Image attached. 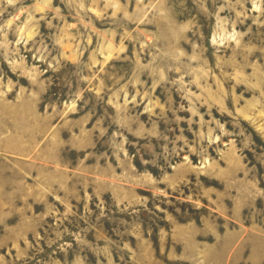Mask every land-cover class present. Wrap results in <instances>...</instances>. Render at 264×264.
Masks as SVG:
<instances>
[{
    "label": "rangeland",
    "instance_id": "rangeland-1",
    "mask_svg": "<svg viewBox=\"0 0 264 264\" xmlns=\"http://www.w3.org/2000/svg\"><path fill=\"white\" fill-rule=\"evenodd\" d=\"M0 264H264V0H0Z\"/></svg>",
    "mask_w": 264,
    "mask_h": 264
}]
</instances>
